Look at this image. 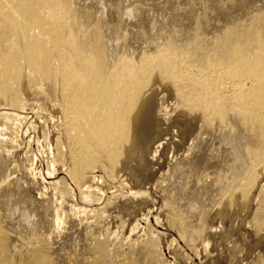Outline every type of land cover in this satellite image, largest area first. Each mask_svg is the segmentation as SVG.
Masks as SVG:
<instances>
[{
	"label": "bare ground",
	"instance_id": "obj_1",
	"mask_svg": "<svg viewBox=\"0 0 264 264\" xmlns=\"http://www.w3.org/2000/svg\"><path fill=\"white\" fill-rule=\"evenodd\" d=\"M155 1L165 5L160 32L150 41L153 50H145L139 61L125 63L108 33L115 30L119 41L124 38L126 20L135 18L138 8L127 6L126 0H0V120L18 126L27 105L23 91L36 89L35 100L52 101L60 85L63 132L56 148L61 153L65 144L71 163L62 172L52 165L47 175L40 172L31 183L41 178L70 197L78 190L81 203L90 204L92 187L82 188L101 178L95 169L111 175L129 158L138 157L143 164L142 152H129V144L135 148L141 137L136 126L143 113L137 111L145 89L161 81L174 88L179 105L203 111L204 124L194 141L199 150L195 154L191 149L175 172L185 177L186 185H181L186 188L191 181L186 170H198L201 185L195 188L196 196L202 193L199 207L205 218L220 203H211L213 207L207 209V192H230L232 199L239 190L246 196L264 168V30L256 17L244 22L250 5L264 0ZM111 10L117 11L112 14ZM111 15L116 16L114 22L109 20ZM41 83L48 86L50 96L44 95ZM3 131L0 127V164L6 165L12 153L4 154ZM43 132L47 139L48 132ZM204 137L209 141L203 143ZM214 161L217 165L205 167ZM210 168L215 171L211 173ZM120 184L126 185L125 181ZM0 203L1 210L5 207L0 211V264H53L57 255L53 243L40 230L21 248L14 243L10 230H20L15 216L23 214L19 206L11 209L13 193L3 192ZM124 206L136 210L142 202L129 201ZM173 216L170 212L168 220L179 226L180 241L190 243L194 237L186 236L184 221L180 224ZM153 219L156 226L161 224L149 212L132 231L144 224L149 238L155 232ZM53 221L57 227L66 223L59 212ZM32 224L28 219L30 231ZM86 249L99 255L79 257L77 248L69 249L65 255L70 264H136L137 251L129 254L116 248L108 255L99 237Z\"/></svg>",
	"mask_w": 264,
	"mask_h": 264
},
{
	"label": "rangeland",
	"instance_id": "obj_2",
	"mask_svg": "<svg viewBox=\"0 0 264 264\" xmlns=\"http://www.w3.org/2000/svg\"><path fill=\"white\" fill-rule=\"evenodd\" d=\"M125 3L138 8L135 18H128L124 23V38L117 41L113 29L108 35L110 42L117 46V56L126 63L139 61L145 50H153L150 41L160 32L158 24L165 4L155 0H126ZM90 4L93 2L87 5ZM252 17H256L264 30V2L252 3L244 22L249 23ZM109 20L114 22L116 16L111 15ZM167 35H170L169 31ZM39 86L45 96H50L46 84ZM58 87L59 91L51 95L55 96L52 101L35 100L36 89L31 93L23 91L27 105L22 110L25 118L18 126L0 120L7 140L4 154L12 153L6 165L0 164V170L4 168L0 174V196L11 191L15 199L11 209L15 211V206L21 208L23 216H15L20 230H10L19 248L34 238L37 229L49 243H53L57 254L53 264H70L65 254L74 248H77L79 257L99 255L86 249L94 237L103 240L108 255H112L116 248H122L129 254L137 251L136 264H264V168L258 172V180L249 187L246 196L239 190L232 199L230 192H207V209L213 207L211 203H220L204 218L199 207L202 193L196 196L198 191L195 189L201 185L200 176L196 175L198 170H186L191 180L186 188L181 185L183 182L186 185L185 177L175 172L181 160L191 154V149L195 154L199 150L194 147V141L204 124L203 111H189L179 105L174 88L161 81L153 82L145 89L137 111L143 113L136 126L141 137L135 148L129 144V152H142L143 164L138 157L129 158L111 175L95 169V174L101 178L95 183L88 182L82 188L92 187L93 203L90 204L81 203L78 190L70 197L58 193L41 178L32 184L40 172L47 175L52 165L59 170L57 172H62L71 163L69 148L64 144L61 153L56 148V141L63 132V115L59 107L63 93L60 85ZM43 130L48 132L47 139ZM203 140V143L209 141L208 137ZM215 164L216 161L206 163L205 167ZM31 165L32 172L28 174L27 169H31ZM214 171L215 168H210L211 173ZM121 181L126 185L120 184ZM129 201L142 202V206L129 210L124 206ZM1 208L0 203V211L3 212L5 207ZM55 212L66 220L60 227L54 226ZM149 212L159 217L161 224L156 226L154 219L151 220L155 232L148 238L149 232L144 231V224L136 232L132 229ZM170 212L175 221L177 219L180 224L184 221L186 236L194 237L190 243L185 245L180 241L177 234L179 226L168 220ZM44 214L51 216L44 219ZM28 219L33 221L31 231L27 228ZM8 224L11 225L10 221ZM129 239L131 243H128Z\"/></svg>",
	"mask_w": 264,
	"mask_h": 264
}]
</instances>
